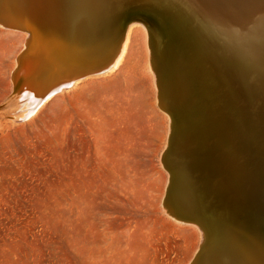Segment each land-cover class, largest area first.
<instances>
[{"label":"bare ground","instance_id":"obj_1","mask_svg":"<svg viewBox=\"0 0 264 264\" xmlns=\"http://www.w3.org/2000/svg\"><path fill=\"white\" fill-rule=\"evenodd\" d=\"M60 1L0 0V24L28 34L12 75L22 115L116 68L140 24L170 119L164 211L201 233L189 264H264V0Z\"/></svg>","mask_w":264,"mask_h":264},{"label":"rangeland","instance_id":"obj_2","mask_svg":"<svg viewBox=\"0 0 264 264\" xmlns=\"http://www.w3.org/2000/svg\"><path fill=\"white\" fill-rule=\"evenodd\" d=\"M144 31L132 25L116 68L87 75L26 118L11 90L28 34L0 24V264L194 258L200 231L162 202L170 119L157 105Z\"/></svg>","mask_w":264,"mask_h":264},{"label":"water","instance_id":"obj_3","mask_svg":"<svg viewBox=\"0 0 264 264\" xmlns=\"http://www.w3.org/2000/svg\"><path fill=\"white\" fill-rule=\"evenodd\" d=\"M51 1H53V3H54L56 8L59 7V4L61 3L60 0H51ZM228 6L229 7L231 6L230 3H228ZM228 6H227V8H228ZM135 21H143V22H145L143 17H141L138 14H129L128 16L125 17V20H124L125 25H127V24H129L131 22H135ZM168 84H171V83H168ZM161 87L163 88V83H161Z\"/></svg>","mask_w":264,"mask_h":264}]
</instances>
